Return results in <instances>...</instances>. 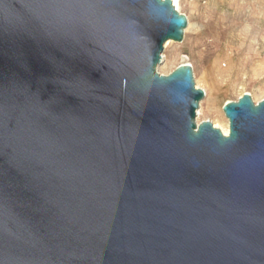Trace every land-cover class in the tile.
Listing matches in <instances>:
<instances>
[{
	"label": "water",
	"instance_id": "water-1",
	"mask_svg": "<svg viewBox=\"0 0 264 264\" xmlns=\"http://www.w3.org/2000/svg\"><path fill=\"white\" fill-rule=\"evenodd\" d=\"M173 0H0V264H264V99L197 122Z\"/></svg>",
	"mask_w": 264,
	"mask_h": 264
},
{
	"label": "rangeland",
	"instance_id": "rangeland-1",
	"mask_svg": "<svg viewBox=\"0 0 264 264\" xmlns=\"http://www.w3.org/2000/svg\"><path fill=\"white\" fill-rule=\"evenodd\" d=\"M188 25L181 42L170 41L158 70L182 63L193 68L196 87L206 91L199 123L229 127L223 106L244 93L264 99V0H179Z\"/></svg>",
	"mask_w": 264,
	"mask_h": 264
},
{
	"label": "bare ground",
	"instance_id": "bare-ground-1",
	"mask_svg": "<svg viewBox=\"0 0 264 264\" xmlns=\"http://www.w3.org/2000/svg\"><path fill=\"white\" fill-rule=\"evenodd\" d=\"M173 2H174V5L177 7V9H179V0H173ZM170 43V41H168L165 45H168ZM201 115V110H198L197 111V122L199 123V116ZM216 127H218V128H220L222 131H223V133H225V134H228L229 133V127L228 126H226V127H222V126H220V125H218V124H214Z\"/></svg>",
	"mask_w": 264,
	"mask_h": 264
}]
</instances>
